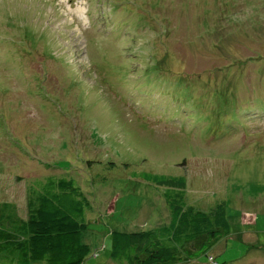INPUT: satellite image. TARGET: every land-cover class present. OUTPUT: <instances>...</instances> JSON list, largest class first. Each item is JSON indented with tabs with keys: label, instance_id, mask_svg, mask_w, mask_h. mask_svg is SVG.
<instances>
[{
	"label": "rangeland",
	"instance_id": "1",
	"mask_svg": "<svg viewBox=\"0 0 264 264\" xmlns=\"http://www.w3.org/2000/svg\"><path fill=\"white\" fill-rule=\"evenodd\" d=\"M49 176L89 202L83 264H127L109 233L166 226L169 189L224 205L217 264H264V0H0V233Z\"/></svg>",
	"mask_w": 264,
	"mask_h": 264
},
{
	"label": "trees",
	"instance_id": "2",
	"mask_svg": "<svg viewBox=\"0 0 264 264\" xmlns=\"http://www.w3.org/2000/svg\"><path fill=\"white\" fill-rule=\"evenodd\" d=\"M162 178L161 183L182 185V179ZM157 179L144 172L139 174L143 182L156 184ZM38 187L28 200L26 220L10 223V229L0 233V252L16 254L13 264H83L90 254L89 247L82 242L88 231L84 215L90 208L89 202L75 182L65 177H46ZM164 198L169 223L148 231H111L109 258L127 264H175L206 256L209 263L217 264L208 250L229 230L224 205L210 212L182 207L183 194L173 189ZM0 259L8 264L7 256Z\"/></svg>",
	"mask_w": 264,
	"mask_h": 264
},
{
	"label": "bare ground",
	"instance_id": "3",
	"mask_svg": "<svg viewBox=\"0 0 264 264\" xmlns=\"http://www.w3.org/2000/svg\"><path fill=\"white\" fill-rule=\"evenodd\" d=\"M66 10V9H65ZM74 14H75V12H74ZM75 17V16H74ZM68 18V17H67ZM68 20V19H67ZM62 21V20H61ZM61 23V22H60ZM59 24V23H58ZM68 24V23H67ZM125 24H127V23H125ZM63 32V31H62ZM52 68V67H51ZM118 92V91H117ZM120 92V91H119ZM121 95V94H120ZM219 95V94H218ZM123 97V96H122ZM217 172V171H216ZM216 174V173H215ZM103 248V247H102Z\"/></svg>",
	"mask_w": 264,
	"mask_h": 264
}]
</instances>
